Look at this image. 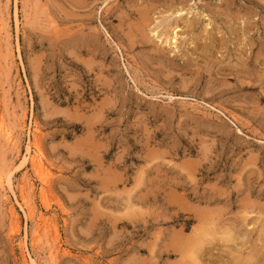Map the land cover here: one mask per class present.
Returning <instances> with one entry per match:
<instances>
[{"label":"rangeland","instance_id":"1","mask_svg":"<svg viewBox=\"0 0 264 264\" xmlns=\"http://www.w3.org/2000/svg\"><path fill=\"white\" fill-rule=\"evenodd\" d=\"M0 179V264H264V0H0Z\"/></svg>","mask_w":264,"mask_h":264},{"label":"bare ground","instance_id":"2","mask_svg":"<svg viewBox=\"0 0 264 264\" xmlns=\"http://www.w3.org/2000/svg\"><path fill=\"white\" fill-rule=\"evenodd\" d=\"M178 25H176L175 26V28L177 27ZM174 28V29H175ZM172 35V34H171ZM165 39H168V42L169 43H174V46H175V43H177V34L175 33H173V35L169 38V37H167V35L165 36ZM165 42H167V41H165ZM173 46V47H174ZM4 131V130H3ZM6 131V130H5ZM4 135V140L6 141V142H8V143H11V142H13L14 141V136H13V133L12 132H6L5 134H3ZM30 148H29V146H27L26 147V150H25V154L23 155V158H22V160L21 161H23V162H25V161H29L30 162V165H31V167L32 168H34L35 170H37V169H39V165H40V160H39V158H38V155L37 154H31L30 153V150H29ZM24 181V180H23ZM5 185H6V187H7V189H8V191H10L11 193H15L14 192V189H13V184H12V180L10 179V176H8V177H6V179H5ZM4 181H2V179H0V187H3V189H6L5 188V186H4ZM29 184V183H28ZM3 185V186H2ZM25 185V184H24ZM27 185V184H26ZM23 186V185H22ZM20 188H22V187H20ZM29 189V188H28ZM20 190V192L23 194L24 193V191H25V189L24 188H22V189H19ZM7 191V192H8ZM29 210H30V215H33L32 214V212H31V208H28ZM28 213H29V211H28ZM39 221H43V218H42V216L40 215L39 216ZM36 237L33 239V242L32 243H34L35 241H36ZM38 240V239H37ZM36 248V247H35ZM58 251V246L56 245V246H49L48 247V254H49V256H50V258L51 257H53V255H54V253L55 252H57ZM27 254H29V253H27ZM25 264H39L38 263V261H37V259L36 258H34L32 255H28V259H27V261H25Z\"/></svg>","mask_w":264,"mask_h":264}]
</instances>
